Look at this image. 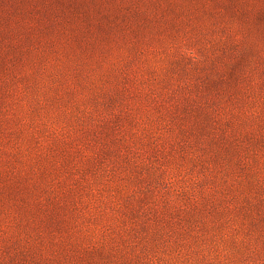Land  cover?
I'll list each match as a JSON object with an SVG mask.
<instances>
[{"label":"rangeland","instance_id":"rangeland-1","mask_svg":"<svg viewBox=\"0 0 264 264\" xmlns=\"http://www.w3.org/2000/svg\"><path fill=\"white\" fill-rule=\"evenodd\" d=\"M0 264H264V0H0Z\"/></svg>","mask_w":264,"mask_h":264}]
</instances>
